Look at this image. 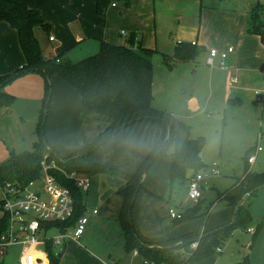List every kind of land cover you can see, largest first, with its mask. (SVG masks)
Returning a JSON list of instances; mask_svg holds the SVG:
<instances>
[{
	"label": "rangeland",
	"instance_id": "obj_1",
	"mask_svg": "<svg viewBox=\"0 0 264 264\" xmlns=\"http://www.w3.org/2000/svg\"><path fill=\"white\" fill-rule=\"evenodd\" d=\"M112 2L118 7L112 8ZM258 3L264 6V0H111L106 10L109 20H106V16L98 15L95 9L93 20L95 22H92V28L95 24L101 29H108L113 33L117 43L125 45L131 44V36L136 33V36L138 34L142 38L144 46L155 49L152 61L155 82L159 83L155 92L157 108L175 112L179 119L190 126L192 137H204L206 145L201 152L205 164L203 169H209L213 163H217L221 171L218 177L211 178L209 185L204 186L201 203L195 204L188 196L186 181L175 179L173 183L170 182L169 157L174 149V145L170 144L166 153L160 156L147 172L144 188L140 190L132 209L133 225L137 206L156 202L160 206V218L168 220L172 226L178 228L186 222V224L191 222L190 226L193 228L199 225L201 231L194 232L198 233L199 240L205 230L215 229L231 221L232 209L218 200V196L223 194V192L219 194V191H227L238 177H243L249 167L247 157L258 147L262 150L250 169L264 171V66H262L264 44L261 40L257 42L254 37L248 36L250 33L247 31L251 12ZM261 20L264 21V8ZM68 23L67 21L66 24ZM5 24L6 21L0 20V66L16 61L21 56L23 58L16 31L14 30L11 36L7 35ZM262 25L264 28V23ZM67 27L77 28L71 23ZM122 30L126 35L121 34ZM75 33L81 35L84 45L77 43L69 45L67 54L69 59L78 61L98 51L97 41H92L87 35L83 36L80 28L76 29ZM36 35L46 56L61 54L64 44L71 43L70 33L66 31L58 37L54 45L49 43L48 35L41 27L36 28ZM204 39L208 48L219 42L223 46L222 49L216 47L219 50L233 46L235 52L231 57L235 55L237 60H231L232 70L206 64L207 54L201 43ZM192 41L198 43L199 63H176L173 65V71H170L169 64L164 61V55H174L177 42ZM137 43L138 41L134 39V45ZM253 62H257L261 68L253 67ZM194 69L196 70L193 71ZM32 74L33 79L27 77L23 79L22 75L6 86L9 93L15 96V100L10 106L0 107V164L12 151L23 152L33 148V143L38 137L37 125L43 111L45 135L49 141L47 128L55 101L53 82L57 75L52 78L51 104L49 108L44 109L45 79L38 72ZM234 77L239 79L238 83L233 81ZM211 78L216 81L211 82ZM34 93H40L39 100L32 99L35 98L31 96ZM192 97L197 99L199 105L195 110H191L188 105ZM228 160L233 164L231 170L225 167ZM191 173L192 171H189L187 176L189 177ZM105 175L107 174L90 176L91 186L86 192L88 200L97 183L106 181ZM38 186H41V182ZM97 189L98 195L105 191L101 185L97 186ZM194 204L200 206L195 217L174 220L170 216V207L186 210ZM212 204H214L212 211L207 213V208ZM249 204L253 219L256 221L264 210V189L256 192ZM91 206L90 203L87 205L90 223L79 243L71 241L70 238H63V241L67 242L66 251L69 252L66 263L76 264L79 259L85 258L89 260L87 264H93L94 260L90 255L92 253L103 260L110 261L111 258H115L116 264H143L145 261L141 254L135 256L134 250H126L122 238L123 230L119 227L118 220L90 214ZM93 218H96L95 221ZM93 221L95 226L92 228ZM195 229L190 231H196ZM56 234L59 233L54 229L49 231V235ZM252 234L240 227L236 228L219 247L222 252L216 250L213 256L194 264H208L216 259L217 264H223L221 258L226 257L228 251L237 253L245 249L247 244H251ZM178 244L174 253L182 257L194 249L193 243L189 247L183 246L182 242ZM29 248L28 244H15L8 247V253L0 249V264H17ZM40 250L43 251V248ZM248 251L251 255L250 264H264V237L261 236L258 243Z\"/></svg>",
	"mask_w": 264,
	"mask_h": 264
},
{
	"label": "trees",
	"instance_id": "obj_2",
	"mask_svg": "<svg viewBox=\"0 0 264 264\" xmlns=\"http://www.w3.org/2000/svg\"><path fill=\"white\" fill-rule=\"evenodd\" d=\"M111 0H97L96 12L106 16V10ZM264 6L258 3L251 12L247 31L260 36L264 44V28L261 12ZM0 20L8 22L18 34V41L24 54L25 62L13 73L0 77V107L10 106L15 96L5 93L2 89L14 79L29 73L38 72L45 79L44 109L49 108L52 95V78L59 76L75 87L82 97L83 107L87 110L102 114L108 118L105 128L92 138L83 147L71 155H59L46 138L43 111L37 125V140L33 148L28 151L9 153L8 157L0 164V186L10 183L16 188H23L29 182L37 180L42 174V161L45 154H49V161L56 160L57 164L65 171H76L79 174L92 176L98 173L116 171L95 160V152L101 146L123 131L138 122H154L163 128V133L155 146L141 159L136 170L129 176L128 181L118 188V194L123 198L119 222L123 229L125 248L127 251L137 250L148 263L165 264H194L215 254L216 248L224 243L230 234L238 227L249 228L254 222L249 210L250 199L241 205L235 213L243 196L250 190L264 183V171H252L248 167L242 179L221 194L219 198L225 199L226 204L235 213V220L213 230H205L198 240V233L189 232L178 237L168 238L159 244H147L137 234L132 223L131 203L135 190L139 192L144 188L147 176L144 169L150 166L166 153L170 144L174 145L170 156V182L175 179L187 181L189 171L193 175L205 168L201 152L206 145L204 137H192L190 126L166 109L153 105L154 98V65L152 61L155 49L142 44L134 45L136 33L131 36V44H114L100 39L98 52L78 61L62 58L64 55L46 56L36 35V28L41 27L51 36L52 24L46 21L44 14L37 8L29 7L23 1L0 0ZM53 36V35H52ZM200 50L197 45L189 42H177L174 55H164V61L170 66L177 62L196 61ZM59 60V61H58ZM170 131V137L168 132ZM165 142V143H164ZM162 148V149H161ZM152 163L149 165V162ZM50 172L65 187L69 188L74 199V211L65 221H53L47 228L56 229L66 233L73 229L79 218L86 211V192L77 186L76 182L67 177L63 172L52 169ZM138 192V193H139ZM138 196V195H137ZM137 199V198H136ZM199 204L187 208L182 212V217L175 220L192 218L198 213ZM131 209V213L129 210ZM9 218L7 213L0 217V235L7 231ZM252 226V225H251ZM264 229V216L257 220L255 235ZM197 241V247L189 250L186 256H180L174 251L178 243L189 247ZM65 245V244H64ZM57 248L52 239L47 240L44 250L48 255L50 264H58L64 251ZM173 246V247H170ZM234 264H250V257L246 255L241 261Z\"/></svg>",
	"mask_w": 264,
	"mask_h": 264
},
{
	"label": "crops",
	"instance_id": "obj_3",
	"mask_svg": "<svg viewBox=\"0 0 264 264\" xmlns=\"http://www.w3.org/2000/svg\"><path fill=\"white\" fill-rule=\"evenodd\" d=\"M16 1H23L29 7L39 9L44 14L46 21H48L52 24L50 35H53L55 37V39L51 41L49 39V35H48V39H47L51 45H54L55 43H57L58 37L62 36L63 32L66 31V32L70 33L71 43H69V44L66 43V45L64 44V47L62 49L63 50L62 53L57 54L56 56L63 54L64 56L62 58H69L67 55V54H69L68 53L69 45H71L72 43L82 44L84 42V39L81 38V35H78V33H75V30L78 28H80V31L83 32V33H81V34H83V36L87 35L89 38H92V41H94V40L97 41L98 48L100 47V39H104L110 43L119 44L116 42V39H114L113 33L111 31H109L108 29H106V28L101 29L95 24H94L93 28L91 27L92 22L93 23L95 22L93 20H94V11L96 9L97 0H16ZM127 1H129V0H127ZM117 7H118V5L112 6V8H117ZM106 18H107L106 20H109V14H108V17L106 16ZM67 21L69 23L73 24V26H77V28L76 29H74V28L70 29L69 27H67V25L69 26V23L66 24ZM6 23L7 24H5V30H7V35L9 34L11 36V34L14 33L13 31L14 30L16 31V29H14L8 22H6ZM7 25H9V26H7ZM9 27H11V28H9ZM123 31L124 30L121 31V34L126 35V32H125V34L122 33ZM16 33H17V31H16ZM17 36H18V34H17ZM248 36L254 37V39L257 42L259 40H261L260 36H258V35L249 34ZM198 38H200V37L198 36ZM135 39H136V41H138L137 45L135 44V46H138V44H142V42H141L142 38H140L138 34L135 37ZM139 41H140V43H139ZM201 43H202L203 50H206L205 53L207 54V58L209 56V49L216 48V47L222 49V47H223L219 42V44L210 45V48H208L207 45H205V44H207L206 39H204V41ZM82 45H84V44H82ZM197 45H198V43H197ZM71 46H73V45H71ZM65 48H66V50L64 51ZM92 49H94V47ZM6 50H8V47L6 48ZM234 52H235V50L229 54L228 58L225 61L226 67H224V68L232 70L231 69L232 68L231 67V60H237V56L234 55L231 57V54H233ZM21 53H23V52L21 51ZM23 58H24V54H23ZM23 58L21 56V58L17 59L16 61H12L9 63L7 62L4 66L1 65L0 66V77L7 75V74H10V73H13L19 67H21L25 62V58L24 59ZM82 58H84V57H82ZM198 58H199V55H198ZM198 58L196 61L177 62V64L178 63H193V62H195V64H198L199 63ZM207 58H206V62H207ZM252 64H253V67H255V68H261L257 62H253ZM255 64H256V66H255ZM173 65L174 64H172L171 66L169 65L170 71H173V69H174ZM262 66H264V62L262 63ZM195 70L196 69H194L193 71H195ZM22 77H23V79H24V77H27V79H33V74H32V72H29ZM214 81H216V80L211 78V82L214 83ZM238 82H239V79L235 83H238ZM38 83H40L39 80H38ZM53 83H54V87H55V92H54L55 101L53 104V109L51 112V116L49 119V125L47 128V133H48V137H49L48 139H49V142H50L52 148H54V150L58 154H62L64 156H69L74 151H76L79 148L86 145L88 142H90L92 140L93 137H95L98 133H100L105 128V126L107 125L108 118L102 114H99V113L85 109L83 107L82 97H81V94L79 93V91L75 87L70 85L68 82H66L63 78L56 76V77H54ZM6 86L2 90L6 93H9V90H8L9 88ZM158 86H159V83L156 84L155 78H154L153 105L155 107L158 106L155 103V92H156V89ZM31 96L35 97V98H32L34 100H37V98H38V100L40 99V93H34ZM188 105H189L191 110H195L199 107L197 99L194 97L189 99ZM166 110H168V109H166ZM168 111L172 112L175 116H177L176 113L173 112L172 110H168ZM177 117H179V116H177ZM190 131H191V129H190ZM162 133H163V128L158 123L146 122V121L145 122H138V123H135V124L127 127L123 131H121L118 134H116L115 136H113L108 141L107 144L103 145L102 147H100L97 150V152L95 153L96 154L95 160L97 162H100V163L114 169L116 172L115 173L106 172V173H98V174L92 175L95 177V176H98L101 174H107V175H105L106 181H102L101 183L98 182L97 185L95 186V188L92 192V196L90 197V200H88V197H86V211L84 214L88 217L89 220H88V224L86 226V230L82 236H84L86 234L87 227L90 223V216L88 215L89 210L87 208V205L89 203L92 205L91 206L92 211L90 214L102 216L104 219H107V218L108 219L109 218L116 219L119 222L120 211H121V208L123 205V198H122V196H120L118 194V192H117L118 188L128 181L129 176L136 170L137 161L139 159L143 158V156H145V154L147 152H149L155 146V144L160 139ZM260 151L256 152V159H255L254 163H248V161H247L249 168L251 165L256 163L257 155ZM227 162H228V165H230V170H231L233 167L232 161L228 160ZM170 166H171V159L169 157V169H170ZM244 175H243V177H244ZM192 176H193V173H191V175L189 176V179ZM213 177H218V176L209 177L207 182L203 183L202 191H203V189H205L204 186L209 185L210 180ZM243 177H238L234 181L233 185L235 184V182L238 179H242ZM189 179L186 181L187 187H188ZM100 185L105 188L104 189L105 191L101 192L100 195H98L99 189H97V186H100ZM90 186H91V183H90ZM261 190H259V191H261ZM222 192H225V191H219V194ZM87 195H88V193H87ZM219 196H222V195H219ZM219 196H218V200H221L229 208V206L226 204L225 199L219 198ZM143 198L145 200L144 196H143ZM197 203H201V198ZM213 206H214V204L210 205L207 208V210H208L207 213H210L212 211ZM227 207H225V208H227ZM170 208H175V207H170ZM189 208H191V207H189ZM94 210H97V212L95 213ZM176 210L181 212V213L184 211L183 208L182 209H176ZM249 210L251 212L250 206H249ZM159 211H160V206L158 203L147 202L146 204L142 203L139 206H137V209L134 212V225H135L136 231H137L139 237L143 240V242L147 243L148 245L149 244L156 245V244H159L168 238L178 237V236L184 235L188 232H191L190 231L191 229L196 228L195 229L196 231H192V232L201 231L200 230L201 227H199V225L196 226L195 228L191 227L190 226L191 222H189V224H186L187 222L183 223L182 226H179L178 228H176V226H172L168 220L161 219ZM1 212H2V210H1ZM2 214H3V212H2ZM233 215H234V212L232 210V218H233ZM262 216H264V210L262 211V214L259 216V218H261ZM259 218L257 220H259ZM93 219L95 221L96 218H93ZM257 220L254 221V223L252 224V227H254V228L256 227ZM94 221L91 225L92 228L95 226ZM231 221H232V219H231ZM119 227L122 229L120 222H119ZM218 227H220V226H218ZM218 227H216V228H218ZM242 229L246 230L250 233H253L251 244L250 245L247 244L245 249L239 250V252H237V253H232V252H229L227 250L228 251L227 256L224 258L223 257L221 258L223 260V264L237 263V262L241 261L246 255H249V257H251L248 249L250 247H253L256 243H258L261 236L264 237V229L257 233L255 239H254V235H255L256 230L254 232H251L248 230V228H242ZM202 230H204V229H202ZM209 230H213V229H209ZM82 236L79 239L70 238V240L73 242L79 243V240L82 238ZM122 238L124 241V234H123ZM66 243H65V245H66ZM71 243L72 242H70V244ZM124 244H125V241H124ZM65 245H64L65 249H64L63 254L60 258V262H59L60 264H67L66 263V261L68 259L67 253H69V252L66 251L67 245L66 246ZM41 247L43 248V251L40 250ZM7 249L8 248H6V253H8ZM35 252L39 258H42V261L38 264H50L48 255L46 254V252L44 250L43 244L38 245L35 249ZM138 254H135V251H134L135 256H137ZM90 255L92 256V258L94 260L93 264H116V262H117V259H115V258L114 259L111 258L110 261H108V260L99 259V258L95 257L94 254H92V253ZM88 262H89L88 259L82 258L81 260L79 259L78 263H76V264H87ZM208 264H217V259L213 260L212 262H209Z\"/></svg>",
	"mask_w": 264,
	"mask_h": 264
},
{
	"label": "built area",
	"instance_id": "obj_4",
	"mask_svg": "<svg viewBox=\"0 0 264 264\" xmlns=\"http://www.w3.org/2000/svg\"><path fill=\"white\" fill-rule=\"evenodd\" d=\"M112 6H116L113 2ZM125 34V31L122 32ZM52 41L54 36H49ZM192 45H197L196 41ZM234 51L233 46L226 49L219 50L211 48L207 58L209 66L219 65L226 67V59L229 54ZM219 60V61H218ZM59 61V60H58ZM237 82V77L233 78ZM258 147L252 154L248 155V163H254L256 159V152L260 151ZM49 154H45L42 161V174L39 179L33 180L25 185L23 188H16L12 184L7 183L5 186H0V209L7 213L9 224L7 231L0 235V249L8 248L15 244H28L29 249L26 250L23 257L17 264H28V258H34L33 264H38L42 261L36 255L35 249L38 245L52 239L57 248L61 249L65 244L63 238L79 239L86 230L88 224V217L82 215L76 226L71 231L56 235H49L52 229L47 228V224L53 221H65L72 216L74 211V199L69 188L63 186L57 178L50 172L52 169H57L63 172L67 177L73 179L77 186L84 192L90 188V176L79 174L76 171L67 172L63 170L56 162V160L49 161ZM221 171L217 163H213L209 169H203L194 174L188 183V196L191 200L197 203L202 197V186L211 176H219ZM41 182V186L38 183ZM96 213L97 210H94ZM170 216L174 219L182 217V213L175 208H170ZM249 231L254 232V227H249ZM197 242L192 245L197 247ZM217 251H221L219 247ZM138 254L137 250H134ZM145 264H158L155 262Z\"/></svg>",
	"mask_w": 264,
	"mask_h": 264
},
{
	"label": "water",
	"instance_id": "obj_5",
	"mask_svg": "<svg viewBox=\"0 0 264 264\" xmlns=\"http://www.w3.org/2000/svg\"><path fill=\"white\" fill-rule=\"evenodd\" d=\"M46 112H47V110H46ZM169 137H170V131L168 132V137H167V139L165 140V142L169 139ZM165 142H164V143H165ZM161 149H162V148H161ZM151 163H152V161L149 162V165H150ZM225 167H226L227 170H230V165H228V162H226ZM147 172H148V167H146V168L144 169V177L147 176ZM139 188H140V185L138 186V188L135 190V192H134V194H133V197H132V200H131V203H132V204L134 203V201H135L136 198H137V195H138V192H139ZM263 188H264V183L261 184V185H259V186H257L256 188H254V189L248 191V192L243 196V198L240 200L239 205L237 206V208H236V210H235V213L238 211L239 207H240L241 205L245 204V203L249 200V198H250L255 192H258L259 190H261V189H263ZM129 213H131V209L129 210ZM235 213H234V215H233L232 222L235 220ZM170 247H173V246H170ZM1 250H2V251H5L6 248H1Z\"/></svg>",
	"mask_w": 264,
	"mask_h": 264
},
{
	"label": "clouds",
	"instance_id": "obj_6",
	"mask_svg": "<svg viewBox=\"0 0 264 264\" xmlns=\"http://www.w3.org/2000/svg\"><path fill=\"white\" fill-rule=\"evenodd\" d=\"M34 258H31V261L28 259V264H33Z\"/></svg>",
	"mask_w": 264,
	"mask_h": 264
},
{
	"label": "snow or ice",
	"instance_id": "obj_7",
	"mask_svg": "<svg viewBox=\"0 0 264 264\" xmlns=\"http://www.w3.org/2000/svg\"><path fill=\"white\" fill-rule=\"evenodd\" d=\"M31 258H32V257H29V258H28V259H29V261H31Z\"/></svg>",
	"mask_w": 264,
	"mask_h": 264
}]
</instances>
